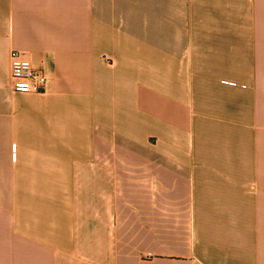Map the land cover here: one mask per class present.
I'll list each match as a JSON object with an SVG mask.
<instances>
[{"label":"crops","instance_id":"0c3cea01","mask_svg":"<svg viewBox=\"0 0 264 264\" xmlns=\"http://www.w3.org/2000/svg\"><path fill=\"white\" fill-rule=\"evenodd\" d=\"M0 264H264V0H0Z\"/></svg>","mask_w":264,"mask_h":264},{"label":"built area","instance_id":"2783aa9c","mask_svg":"<svg viewBox=\"0 0 264 264\" xmlns=\"http://www.w3.org/2000/svg\"><path fill=\"white\" fill-rule=\"evenodd\" d=\"M11 77L16 92L38 93L46 90L48 77L44 69L35 67L17 49L11 54Z\"/></svg>","mask_w":264,"mask_h":264}]
</instances>
